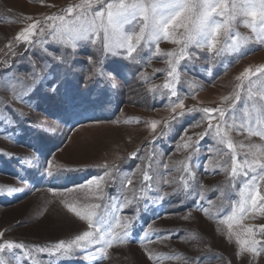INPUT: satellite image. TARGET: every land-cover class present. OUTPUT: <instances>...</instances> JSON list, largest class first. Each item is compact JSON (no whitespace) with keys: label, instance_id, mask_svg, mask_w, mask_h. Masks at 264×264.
Here are the masks:
<instances>
[{"label":"rangeland","instance_id":"374dc122","mask_svg":"<svg viewBox=\"0 0 264 264\" xmlns=\"http://www.w3.org/2000/svg\"><path fill=\"white\" fill-rule=\"evenodd\" d=\"M81 3L82 0H0V232L4 233L0 243L12 241L28 246L24 251L13 250L22 264H264V235L260 234L264 200H258L256 208L235 220L231 229L217 219H226L237 206L234 201L241 199L239 190L246 179L243 175L231 176L233 152L241 165L245 159L264 163V139L251 134L264 130V73L242 81L236 79L246 69L264 67V33L259 27L254 33L245 26L250 17H237L228 34L234 42L222 33L217 45L223 49L221 55L206 47H190L192 55H186L178 65V80L168 76L167 61L174 62L176 57L166 54L178 53L182 46L167 40L159 42L160 53H155L153 44L151 59L141 63L133 62L126 53L116 57L105 53L99 40L96 45L78 47L72 54L68 45L47 35V29L41 36L37 28L31 38L37 42L34 46L16 40L30 24L54 23L46 18L66 15L69 6ZM103 6L97 0L92 10ZM71 18L66 15V19ZM182 32L183 29L176 30V36ZM142 47L145 50L139 55L148 57L144 42ZM240 49L244 54L237 59L236 51ZM45 50L64 54L57 62ZM89 56L93 57L91 63ZM120 66L126 68L123 77L108 75ZM97 67L106 70L103 77L95 72ZM34 77L40 82L36 83ZM165 83L177 90L178 97L170 95L169 89L163 87ZM153 88L155 91L150 90ZM237 92L239 102L235 99ZM178 98L184 107L172 111ZM203 108L225 111L223 121L218 112L212 113L211 119L213 126H221L224 144L217 142L214 133L200 139L198 134L206 132L209 121L203 118L204 113L188 110ZM180 112L185 115L174 120ZM194 121L199 125L189 127ZM152 122H157L155 131ZM166 124L173 128L166 129ZM9 133L15 135L8 139ZM197 141L199 151L193 152ZM228 141L232 149H228ZM185 144L191 146L185 148ZM45 159L58 178L40 177L38 169L44 166ZM188 167L194 177L188 176ZM106 170L110 176L104 175ZM34 172L36 178L32 179ZM145 172L152 177L147 183ZM17 174L30 182L21 183ZM254 174L249 171L248 178ZM97 176L104 177L99 182L104 199H97L100 189L87 183ZM127 178L132 184L124 188V196L133 203L125 204L116 216L121 223L132 219L134 212L139 217L130 242H114L103 258L96 251L101 245L88 250L92 256L77 252L73 259L39 251L40 246L68 242L89 230L87 223L70 213L66 205L78 208L97 203L102 205L97 211L102 212L108 196H114L120 181ZM185 182L204 197L196 204L207 208V214L192 210L189 215L192 197L183 205L177 202ZM8 188L19 191L8 194ZM256 191L264 196V180L257 181ZM165 193L170 195L145 211V197ZM109 221L114 232L119 233L121 229L115 227L111 216ZM249 228L253 230L251 236ZM145 235L152 242L142 245L136 237ZM252 238L260 242L257 247L261 254L253 257L243 252L237 256V239ZM147 253L154 259L149 260ZM2 255L8 258L11 254L6 250ZM9 264L14 262L9 259Z\"/></svg>","mask_w":264,"mask_h":264},{"label":"snow or ice","instance_id":"6c2138e0","mask_svg":"<svg viewBox=\"0 0 264 264\" xmlns=\"http://www.w3.org/2000/svg\"><path fill=\"white\" fill-rule=\"evenodd\" d=\"M97 0H82L81 4L75 7L69 6L66 9V15L72 17L66 19V15H53L46 18V21H53L54 23L41 24L40 21H36L30 24L26 29L21 31L17 36L16 40L24 42L27 45H35L36 41L31 38L37 34L36 30L39 28V35L45 36L46 29L47 35L52 36L57 42L66 44L71 48L72 54L76 53L78 47H82L85 44L96 45L97 41H101L103 45V51L111 54V56H123L126 53L127 58H131L135 63H141L146 59H151L152 56V45L155 44V53H160L159 42L161 40H167L171 43L181 45L178 53L169 52L166 55L168 57H176L175 61L168 60L169 68L168 76L170 78L175 77L178 80L179 72L178 65L180 61L191 56L188 52L190 47L196 48H207L210 52L216 55H221L223 49L217 48L220 43V37L223 33L228 36L230 30L234 27L237 17L244 16L250 17V21H245V26L251 28L255 33L258 30L264 33V0H99L104 6L98 10L93 11V4ZM76 13L73 16V13ZM217 18H222L218 20ZM30 19V18H29ZM183 29V32L177 37L176 30ZM229 40H233V37L228 36ZM142 42L147 46L149 51L148 57H142L139 52L145 50L142 47ZM234 42V40H233ZM227 43V41L225 42ZM46 51L47 55L53 57L57 62L61 61V55L54 52ZM136 54V55H134ZM244 54L243 50L236 51L237 59ZM89 62L93 61V57H88ZM103 63V61H101ZM70 67V65H68ZM48 67H51L49 64ZM126 68L120 66L112 69L109 76H120L123 77ZM95 72L98 76L103 77L106 70L102 67H97ZM257 73H264V67L258 68L255 71L246 69L240 76L236 77L237 80H244L250 76H255ZM48 75H51L49 72ZM90 78V77H89ZM35 80V77H34ZM39 83V80H35ZM165 89H169L170 95L178 97L177 90L171 89L168 83L163 86ZM240 87V85H237ZM56 90V85L52 86V91ZM155 91V89H150ZM225 99H228L225 97ZM236 101L241 100L240 93H235ZM261 99H264V93L261 94ZM183 101L178 98L176 102L172 104V111L176 108L183 109ZM264 110V105L261 106ZM200 111L204 113V117L208 119V129L205 133L198 134L200 139H203L206 135L214 133L215 137H218V143L224 144L226 138L221 135V126H213L211 123L212 113L218 112L220 119H225V111L222 109H189V113ZM185 115L184 112H180L177 117L173 119L179 121L181 117ZM233 113V118H235ZM14 123V122H13ZM199 121H194L189 127L198 126ZM157 122L151 123V128L155 131ZM166 129H172V124H166ZM255 134L264 139V130L257 131ZM14 133H9L6 138L11 139ZM164 135V133H162ZM191 138H189L190 140ZM199 141L197 146L193 147V152L199 151ZM191 145L185 144L184 147H190ZM228 149H232L233 145L230 141L227 142ZM134 158V157H133ZM191 159V157H189ZM244 166L247 167V171H244ZM257 166L260 169L257 172ZM150 167V165H148ZM106 168V166H105ZM24 169L22 168V171ZM41 178L45 176L47 178H58L56 174L51 170L50 162L45 159L44 166L38 169ZM255 173L251 178H248V172ZM188 176L194 177L195 173L191 170V167L186 168ZM105 176H110V172L105 171ZM124 174L121 173V176ZM238 175H243L246 179L241 182L242 187L239 190L241 199L234 204L237 206L231 209L230 215L227 218H217L219 223L227 224L231 229L232 223L238 218L249 211L250 208H256L258 200H264V196H261L257 189V181L264 180V163H260L259 160L253 159L249 161L245 159L243 165L237 162L236 155L233 152L231 157V176L233 178ZM16 178L21 183L30 182L24 176L17 174ZM36 178V173H32V179ZM104 179L103 176H97L94 179L89 180V185H96L97 189H100V195L97 199H104L103 190L99 183ZM152 177L145 172L144 181L147 183ZM115 182V181H114ZM132 184V180L127 178L120 181V186L117 188L116 194L109 195L107 202L103 205V211L98 212L102 205L97 203L84 204L77 207L66 205L67 210L70 213H74L81 221L87 223L89 230L83 231L82 234L76 235L74 239L65 242L63 240L52 244L51 246H40L39 251L41 253H48L49 256H56L59 254L65 259L77 258L76 253L79 252L80 256H92L93 253L88 251L95 245H101L96 251L100 253L103 258L107 249L113 246V243L126 244L131 241L133 236V229L135 227L136 220L139 219L133 213L132 219H126L121 223L120 219L116 216V212L127 204L131 205L133 200L124 196V188ZM79 187H84L80 185ZM184 193L179 196L178 203L183 205L189 197L193 198V204L189 207V215L192 210L201 211L207 214L208 209L200 206L197 207L196 201L204 199L200 196L195 187L185 182ZM190 189V190H189ZM143 190V189H142ZM19 190L8 188V194H15ZM50 191H55L50 189ZM3 194V193H0ZM179 195V193H173ZM170 194L165 193L164 196L156 195L154 197H145V211L150 206H157L156 201H162L166 196ZM211 203V201H209ZM264 206V205H262ZM139 210L138 208L136 209ZM109 216L115 222V227L121 229L119 233H115L113 225L109 221ZM159 218V217H158ZM188 219L189 216L183 217ZM249 236L252 235L253 230L247 229ZM261 235H264V227L261 228ZM4 236L3 232H0V239ZM137 241L142 245L144 243L152 242V238L148 236H137ZM260 242L254 238L240 240L237 239V244L240 245V250L237 253L239 256L243 252H248L257 257L261 254V248L257 245ZM26 245L22 243H15L12 241H5L0 243V264H9L11 259L14 264H22V261L18 260L16 255L13 253L14 249L27 250ZM35 248L36 246H32ZM11 254L8 258H5L4 254ZM149 260H153L154 257L151 253H147ZM50 264L52 262L50 261ZM188 264H198L197 261H189Z\"/></svg>","mask_w":264,"mask_h":264}]
</instances>
